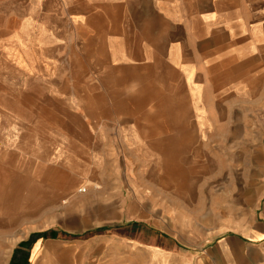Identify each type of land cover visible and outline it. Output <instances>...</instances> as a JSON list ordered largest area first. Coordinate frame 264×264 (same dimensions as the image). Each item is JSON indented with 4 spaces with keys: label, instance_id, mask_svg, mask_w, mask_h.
<instances>
[{
    "label": "rangeland",
    "instance_id": "374dc122",
    "mask_svg": "<svg viewBox=\"0 0 264 264\" xmlns=\"http://www.w3.org/2000/svg\"><path fill=\"white\" fill-rule=\"evenodd\" d=\"M131 27L116 15L89 22L0 7V159L29 177L52 165L58 178L19 192L29 201L14 226L0 227V264L163 263L147 249L189 245L164 228L172 218L163 201L180 194L218 214L203 224L204 263L229 225L253 219L254 207L231 211L244 199L243 164L229 160L226 142L210 141L222 129L194 109V64L155 63L145 32ZM23 244L29 261L17 263Z\"/></svg>",
    "mask_w": 264,
    "mask_h": 264
},
{
    "label": "crops",
    "instance_id": "0c3cea01",
    "mask_svg": "<svg viewBox=\"0 0 264 264\" xmlns=\"http://www.w3.org/2000/svg\"><path fill=\"white\" fill-rule=\"evenodd\" d=\"M16 6L25 9L27 14L84 15L89 22L96 16L116 15L118 22L128 20L133 30L145 32L151 50L147 56L154 57L155 63L163 57L173 64H194V109L205 113V126L222 129L223 134L211 136L210 141L226 142L229 160L243 164L244 199L240 197L234 202L231 211L235 214L236 207L248 206L255 208V215L239 231L229 225V232L218 237L219 242L208 250L204 263L203 224L218 220V214L213 207L205 212L204 202L193 205L187 195L165 198L162 206L170 208L165 210V215L170 213L172 218L169 226L165 224V230L178 232L170 237L185 240L189 245L164 250L149 248V255L166 257L163 263L155 257L153 261L149 258L147 264H264V0H0V7ZM256 159L260 160L259 166L253 170L252 161ZM51 166L44 169L45 173L41 171L29 177L27 169L13 170L0 159V227L3 230L16 224L17 206H25L29 201L28 196H20L19 192L32 182L44 185L57 181L53 169H49ZM234 166H229L228 174H236ZM39 169L43 170L42 166ZM185 188L188 189L187 184ZM252 191H259L253 200ZM188 206L195 210L188 211ZM175 208L178 212L174 218L179 219V227L173 219ZM192 221L195 225L187 224ZM196 223L200 226L196 227ZM214 229L218 227L207 230ZM212 249L217 250L213 253ZM29 252L28 245L18 246L13 252L14 261L28 262Z\"/></svg>",
    "mask_w": 264,
    "mask_h": 264
},
{
    "label": "trees",
    "instance_id": "16d2710c",
    "mask_svg": "<svg viewBox=\"0 0 264 264\" xmlns=\"http://www.w3.org/2000/svg\"><path fill=\"white\" fill-rule=\"evenodd\" d=\"M44 236H46V233L44 234ZM44 236H43V237H44Z\"/></svg>",
    "mask_w": 264,
    "mask_h": 264
}]
</instances>
